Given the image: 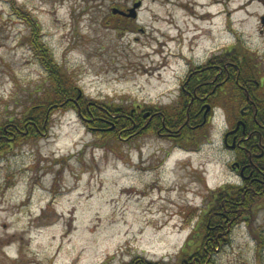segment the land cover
I'll list each match as a JSON object with an SVG mask.
<instances>
[{
  "label": "rangeland",
  "instance_id": "374dc122",
  "mask_svg": "<svg viewBox=\"0 0 264 264\" xmlns=\"http://www.w3.org/2000/svg\"><path fill=\"white\" fill-rule=\"evenodd\" d=\"M135 1L0 0V129L24 118L48 85L33 28L85 100L182 106L186 74L233 49L263 103L264 0H141L135 19L112 15ZM231 92L219 94L223 106L195 140L103 135L68 107L37 136L0 142V264H176L211 192L236 182L222 147L239 110L225 108ZM260 200L211 264H264Z\"/></svg>",
  "mask_w": 264,
  "mask_h": 264
},
{
  "label": "trees",
  "instance_id": "16d2710c",
  "mask_svg": "<svg viewBox=\"0 0 264 264\" xmlns=\"http://www.w3.org/2000/svg\"><path fill=\"white\" fill-rule=\"evenodd\" d=\"M37 33L38 31L33 28L31 44L34 52L38 53V59L47 72L48 85L42 93L43 98L39 97L33 100V104L30 106L31 109H28L29 113L24 118L18 121L9 120L0 129V142L14 140L23 136H37L45 130L47 119L50 113H53V110L68 107L76 112L79 119L84 121L89 129L94 131L99 130L103 135H118L119 132L127 134L126 136L135 135L136 133L147 132L146 130L150 125H154V132L169 133L176 129L178 131L176 137H180L179 140L181 139L182 141L195 140L198 137L204 136V129L201 131L200 128H191V126L198 124L196 118L198 99L194 95L189 96L185 94L184 96L182 94L184 103L179 107L173 106L171 108H160L159 110L146 109L144 111H140L139 106L127 108L85 100L76 83L71 79L70 74H68V71L63 70L56 64L51 52L40 40L35 38ZM218 58L219 56H215L208 63ZM222 59L227 61H231L230 59H232L233 61L237 58L233 56V49H231L222 56ZM235 64L240 69L239 77H243L244 80H250L245 68H242L238 62ZM200 69H203V67L198 68V70ZM194 73L192 84H198L197 78H199L200 83L209 80L206 70ZM232 75H236V72L234 71ZM231 93L233 94V92ZM229 98L233 100L231 97ZM226 101L229 103V100L225 99L224 102ZM186 106H189L191 110L188 117L187 110L185 109ZM148 111L151 113L150 120L149 118H144V113ZM229 112L235 113V110L231 111L230 108ZM174 113L177 117L170 116ZM261 118L264 119L263 117ZM263 198L264 196L252 192L245 196L239 195L236 188L232 185H225L224 189L220 187L213 190L206 211L202 212L203 214L194 228L195 233L190 238V240H193L194 237V244L190 246L189 241H187L178 254L179 259L176 264H211L216 249H220L228 243L226 237H228L229 230H232L238 221V223L241 222V216H239V219L236 218L240 213L236 210L240 208L242 209L241 213L250 215L254 204L257 203V199ZM208 222L211 228L209 230L207 229ZM216 235H218L217 239L215 238ZM125 264L160 263H153L144 258H136Z\"/></svg>",
  "mask_w": 264,
  "mask_h": 264
},
{
  "label": "flooded vegetation",
  "instance_id": "af4514ba",
  "mask_svg": "<svg viewBox=\"0 0 264 264\" xmlns=\"http://www.w3.org/2000/svg\"><path fill=\"white\" fill-rule=\"evenodd\" d=\"M113 16H116L119 21L130 20L118 14ZM201 67L203 69L197 70V72H204L206 70L209 78L208 81L200 83L199 78H197L198 84H192V74L189 72L186 74L185 80L181 82L180 86L181 94L194 95L198 99L196 107L198 124L191 126V128H200L201 131L204 129L205 133L206 126L214 120V109L219 105L223 106V104H220V101H216L219 98V94L222 92L225 93V89H230L234 94L231 97L233 100L229 98V103L226 104L225 108L228 110L231 108V111H233L237 107L236 109L239 110L234 123L227 126L226 130L222 133V147L232 154V158L228 162V167L229 172L236 179V182L235 184L230 183L225 185L235 187L239 195L245 196L252 192L264 196V119L261 118H264V103L257 101L252 82L250 80H244L243 77H239L240 69L233 61L225 65L223 59H218L211 63L203 64ZM224 71L225 75L223 74ZM234 71L236 75H232ZM228 85L229 87H227ZM189 106L185 108L187 110V117L191 111ZM139 108L140 111H144L140 106ZM148 114L146 118L150 120L151 113L149 112ZM154 127V125H150L146 131L155 133L161 137H172L173 139L176 137L175 133L178 132L176 129L169 133L154 132ZM225 185L221 187L224 189ZM241 210L240 208L236 210L240 212L236 218L239 219V216H241L240 221H248L247 214L241 213ZM209 224L208 222V230L211 229ZM230 232L231 229L227 236H229ZM215 238L217 239L218 235Z\"/></svg>",
  "mask_w": 264,
  "mask_h": 264
},
{
  "label": "water",
  "instance_id": "95a60500",
  "mask_svg": "<svg viewBox=\"0 0 264 264\" xmlns=\"http://www.w3.org/2000/svg\"><path fill=\"white\" fill-rule=\"evenodd\" d=\"M142 1L138 0L132 4L130 8H128L126 11L119 10L117 8H112L111 13L112 14H119L127 18L135 19L137 17V11L141 8ZM261 23L264 24V18L261 19ZM148 112L145 113L144 118L148 116Z\"/></svg>",
  "mask_w": 264,
  "mask_h": 264
}]
</instances>
